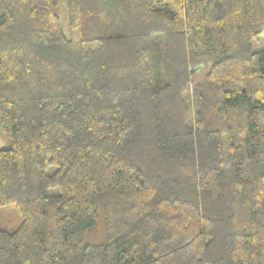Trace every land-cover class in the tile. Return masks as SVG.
<instances>
[{
    "label": "trees",
    "instance_id": "trees-1",
    "mask_svg": "<svg viewBox=\"0 0 264 264\" xmlns=\"http://www.w3.org/2000/svg\"><path fill=\"white\" fill-rule=\"evenodd\" d=\"M64 1L0 0V264H264V0Z\"/></svg>",
    "mask_w": 264,
    "mask_h": 264
},
{
    "label": "rangeland",
    "instance_id": "rangeland-1",
    "mask_svg": "<svg viewBox=\"0 0 264 264\" xmlns=\"http://www.w3.org/2000/svg\"><path fill=\"white\" fill-rule=\"evenodd\" d=\"M57 12L61 18L62 28L66 35H69L70 29H69V20L67 15V9H66V3L64 0H59ZM191 65H190V71L191 76L194 81L202 80L206 72L208 70V66L210 64L207 60H197L194 59L191 55ZM13 144L12 139L5 135L0 130V149L2 148H10ZM48 172L52 173L54 171V167L51 165L47 166ZM18 222V217L16 216L14 209L12 207L0 209V225H6L7 227H14Z\"/></svg>",
    "mask_w": 264,
    "mask_h": 264
}]
</instances>
